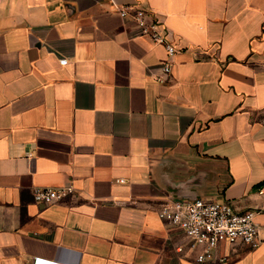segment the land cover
<instances>
[{
    "label": "crops",
    "instance_id": "0c3cea01",
    "mask_svg": "<svg viewBox=\"0 0 264 264\" xmlns=\"http://www.w3.org/2000/svg\"><path fill=\"white\" fill-rule=\"evenodd\" d=\"M263 183L264 0H0V264H200L167 198L255 211L261 246L202 264H264Z\"/></svg>",
    "mask_w": 264,
    "mask_h": 264
},
{
    "label": "built area",
    "instance_id": "2783aa9c",
    "mask_svg": "<svg viewBox=\"0 0 264 264\" xmlns=\"http://www.w3.org/2000/svg\"><path fill=\"white\" fill-rule=\"evenodd\" d=\"M116 11L122 19L133 20L143 36L164 46L168 58L177 54L173 35L158 14L135 5H118ZM60 64L65 66L68 60L62 59ZM162 71L170 74L171 63L167 62ZM72 191L70 187H39L34 190V199L40 205H51L63 200ZM260 193L264 194V183ZM256 215L255 211L238 212L230 202L202 198L192 201L167 198L158 210L160 219L165 224L181 229L191 248L199 251L197 262L200 264L215 260L217 250L225 243L258 249L262 241Z\"/></svg>",
    "mask_w": 264,
    "mask_h": 264
}]
</instances>
